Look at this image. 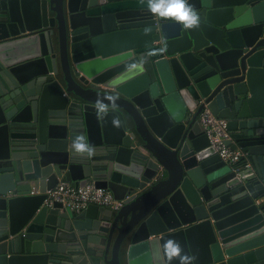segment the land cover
<instances>
[{"label":"water","instance_id":"95a60500","mask_svg":"<svg viewBox=\"0 0 264 264\" xmlns=\"http://www.w3.org/2000/svg\"><path fill=\"white\" fill-rule=\"evenodd\" d=\"M189 2L192 29L146 0H0V264H264V0ZM59 183L124 205L75 213Z\"/></svg>","mask_w":264,"mask_h":264},{"label":"built area","instance_id":"2783aa9c","mask_svg":"<svg viewBox=\"0 0 264 264\" xmlns=\"http://www.w3.org/2000/svg\"><path fill=\"white\" fill-rule=\"evenodd\" d=\"M199 120L210 146L225 164L234 167L236 172L249 167L248 164H242L244 155L241 151L232 150L224 145V142L230 139L225 120L216 118L208 108L202 111ZM46 196L47 202L60 203L75 213H79L89 205L117 212L124 205L123 201L114 199L110 192L96 189L93 184L76 189L68 183H59L53 190L48 191Z\"/></svg>","mask_w":264,"mask_h":264},{"label":"clouds","instance_id":"9594fccd","mask_svg":"<svg viewBox=\"0 0 264 264\" xmlns=\"http://www.w3.org/2000/svg\"><path fill=\"white\" fill-rule=\"evenodd\" d=\"M146 7L150 14L159 17L170 19L184 27L185 29H192L198 27L201 18L199 13L193 8L189 0H146ZM113 103L115 99L113 97H108ZM101 107L104 106V101H99ZM114 123H119L118 120ZM75 148H84L80 141L74 142ZM88 151H92L88 147ZM168 246L171 248L173 255H180L181 249L177 242L169 241ZM183 259V257H181Z\"/></svg>","mask_w":264,"mask_h":264},{"label":"crops","instance_id":"0c3cea01","mask_svg":"<svg viewBox=\"0 0 264 264\" xmlns=\"http://www.w3.org/2000/svg\"><path fill=\"white\" fill-rule=\"evenodd\" d=\"M259 203H264V200H260V202Z\"/></svg>","mask_w":264,"mask_h":264}]
</instances>
